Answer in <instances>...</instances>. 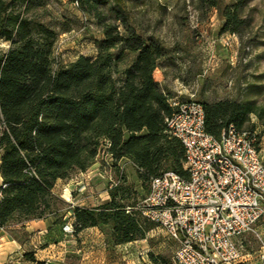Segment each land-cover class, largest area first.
Returning <instances> with one entry per match:
<instances>
[{
    "label": "trees",
    "instance_id": "trees-1",
    "mask_svg": "<svg viewBox=\"0 0 264 264\" xmlns=\"http://www.w3.org/2000/svg\"><path fill=\"white\" fill-rule=\"evenodd\" d=\"M70 1L101 38L93 40L95 57L63 64L54 54L57 32L30 12L34 0H0V40L9 43L0 51V228L26 238L28 221L47 219L62 231L69 220L74 235L95 227L106 244L118 246L145 239L153 228L137 209L147 184L168 171L186 177L183 147L165 126L174 97L153 79L162 63H174L172 50L135 18L129 5L144 0ZM225 1L195 0L194 9H216L222 31L237 33L246 0ZM200 103L205 131L214 137L230 124L245 130L251 115L264 125V105L254 101ZM100 146L113 162L131 163L144 191L120 174L108 201L66 203L53 192L55 183L85 171ZM148 257L154 264L161 258ZM23 259L34 261L33 253Z\"/></svg>",
    "mask_w": 264,
    "mask_h": 264
},
{
    "label": "rangeland",
    "instance_id": "rangeland-1",
    "mask_svg": "<svg viewBox=\"0 0 264 264\" xmlns=\"http://www.w3.org/2000/svg\"><path fill=\"white\" fill-rule=\"evenodd\" d=\"M194 2L144 0L129 5L141 28L157 36L172 50L174 63H162L153 71V79L166 86L172 97L182 101L250 100L264 105V0H246L240 11L243 23L237 33L222 31L224 20L216 9L196 10ZM30 12L57 32L56 61L65 64L78 56H96L93 40L101 38L100 29L91 19L81 16L70 0H34ZM8 46V42L0 40V51ZM243 129L257 134L260 154L264 158V125L251 115L249 125ZM120 174L142 194L144 190L131 163L126 159L113 162L100 146L93 163L85 171L74 169L68 178L55 183L53 192L72 206H96L108 201L107 190ZM145 220L153 225L145 239L118 246L106 244L99 229L100 237L84 230L74 235L68 220L63 229L71 234L70 264H154L149 254L161 256L156 264H174L175 244L156 223ZM4 232L18 239L23 237L20 232L2 230L1 238ZM59 235L58 230L51 233V240ZM101 238L106 251L93 248L92 256L88 257L87 246L96 247L98 242L95 241ZM238 244L242 256L246 251L259 256L264 252L260 248L264 246V215L252 231L238 239Z\"/></svg>",
    "mask_w": 264,
    "mask_h": 264
},
{
    "label": "built area",
    "instance_id": "built-area-1",
    "mask_svg": "<svg viewBox=\"0 0 264 264\" xmlns=\"http://www.w3.org/2000/svg\"><path fill=\"white\" fill-rule=\"evenodd\" d=\"M169 106L165 126L183 147L186 177L168 171L153 178L137 209L175 244L174 264H238V239L264 215L257 134L230 124L214 137L205 131L200 102L174 97Z\"/></svg>",
    "mask_w": 264,
    "mask_h": 264
},
{
    "label": "crops",
    "instance_id": "crops-1",
    "mask_svg": "<svg viewBox=\"0 0 264 264\" xmlns=\"http://www.w3.org/2000/svg\"><path fill=\"white\" fill-rule=\"evenodd\" d=\"M1 183V178H0ZM24 232L27 233L26 238L20 241L11 237L8 233H3L0 244V264H70L71 263V250L73 247L71 243V234L59 231L56 240H51V233L55 232L57 228L53 226L50 220H31L24 224ZM90 231L97 237L102 236L98 229L95 227L87 228L84 230ZM65 232V233H64ZM83 233V232H81ZM91 241H94L91 239ZM96 247L92 245L87 246L88 257L93 253V248H98L105 252V244L103 238L96 240ZM83 243V242H82ZM91 251H89L90 249ZM261 248V247H260ZM27 252H32L34 261H26L23 255ZM260 253V252H259ZM246 251L242 256L239 264H261L260 256L254 255Z\"/></svg>",
    "mask_w": 264,
    "mask_h": 264
}]
</instances>
